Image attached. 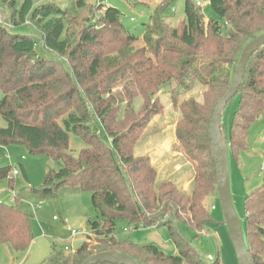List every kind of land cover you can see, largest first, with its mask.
I'll return each mask as SVG.
<instances>
[{"label":"trees","instance_id":"1","mask_svg":"<svg viewBox=\"0 0 264 264\" xmlns=\"http://www.w3.org/2000/svg\"><path fill=\"white\" fill-rule=\"evenodd\" d=\"M160 4L144 25L143 47L134 48L138 37L122 27L114 8L75 33L67 20L69 9L51 2L0 0L10 11L12 29L30 24L37 32L17 34L0 26V117L6 123L0 146L22 145L31 155L62 164L58 171H47L40 188L20 198L47 202L60 192H89L96 212L93 220L87 219L83 243L66 253L53 246L46 264H82L102 252L124 254L141 264H220L218 258L201 259L183 241L178 226L187 225L198 238L214 224L205 207L207 197L217 195L211 118L230 86L240 52L264 34V0H209L215 18L208 19L192 0H185V17L176 27L163 18L170 2ZM75 5L82 9L85 3L76 0ZM122 83L123 91L116 93ZM172 83L175 89L168 93L180 113L173 148L192 167L190 194L172 182L156 186L150 158L133 154L152 118L162 112L161 87ZM198 87L200 102L180 101L183 93ZM236 96L226 138L235 157L247 149L249 128L264 121V45L250 57ZM101 131L107 141L100 139ZM70 135L84 144L75 156ZM9 173L10 167L0 168V179ZM244 210L246 246L253 264H264V185L246 197ZM118 221L134 230L165 227L176 252L167 255L154 245L120 240ZM33 239L31 218L17 206L0 204V244L24 252Z\"/></svg>","mask_w":264,"mask_h":264},{"label":"rangeland","instance_id":"2","mask_svg":"<svg viewBox=\"0 0 264 264\" xmlns=\"http://www.w3.org/2000/svg\"><path fill=\"white\" fill-rule=\"evenodd\" d=\"M85 6L76 8V0H35V2L54 3L60 9H69L67 15L70 31L80 33L88 23H98L103 16L104 10L114 8L120 13V24L125 30L137 36V41L132 44L135 47H143L144 25L149 22L152 12L161 6L160 3L170 2L169 9L163 15L165 23L170 27H176L184 20L185 0H83ZM201 10L205 19L215 18L212 13L209 0H199ZM160 4L159 6H157ZM10 11L0 6V26L17 34L37 33L29 24L18 29H12L9 25ZM103 34L105 32H102ZM222 33L225 35L226 30ZM108 36V34H105ZM115 37V36H114ZM120 37H123L120 35ZM112 38V35H109ZM104 47H109L108 43ZM175 85L165 84L159 92V101L162 104V112L152 118L145 132L139 137L133 154L149 155L155 162L153 167L157 173L156 186L163 182H172L179 186L180 190L189 191L193 189V170L185 158L174 151L175 136L172 130L174 121L180 119L178 108H175L170 100L168 91ZM175 89V88H174ZM116 93L123 91V83L116 89ZM174 91V90H172ZM202 88L198 87L189 93H183L180 101L193 98L201 101ZM238 96L226 105L222 114L221 123L225 135L228 137L233 113L238 106ZM1 99V94H0ZM134 106L139 107L140 99H134ZM157 126L159 128L155 129ZM6 123L0 117V129L5 128ZM100 139L107 141L103 131L99 133ZM70 154L77 155L84 147L80 138L70 135ZM264 121L254 123L248 130L247 149L234 156L228 145L229 185L232 204L235 213L241 223L242 231L247 236L245 224L244 203L246 197L264 185ZM10 167L7 178L0 179V204L14 205L31 218V232L33 242L24 252H15L5 245L0 244V264H46L51 248L55 246L58 251H73L85 240L87 230V219L96 217L91 204L89 192L69 194L60 192L51 201L35 202L21 200L20 196L27 195L32 189H38L44 181L48 170L58 171L62 164L40 155H31L25 147L18 144L6 147L0 146V168ZM13 170L18 174L13 175ZM26 176L24 175V172ZM12 177V181H10ZM183 192V191H182ZM185 193V192H183ZM186 194V193H185ZM14 195L20 199L14 200ZM205 207H208L212 218L198 238L195 233L184 224H179L178 232L183 241L188 243L198 256L205 261L210 256L213 262L216 258L220 264H238L237 257L231 243L227 228L223 222V214L217 195L207 197ZM64 219L66 223H64ZM69 230L78 232L70 236ZM116 231L120 240L129 239L139 245H154L165 254H174L175 246L169 232L165 227H150L134 230L126 223L117 222ZM207 232V234H203ZM215 233V239L213 237ZM65 247L68 249L66 250Z\"/></svg>","mask_w":264,"mask_h":264},{"label":"water","instance_id":"3","mask_svg":"<svg viewBox=\"0 0 264 264\" xmlns=\"http://www.w3.org/2000/svg\"><path fill=\"white\" fill-rule=\"evenodd\" d=\"M264 45V34L248 42L240 52L234 68L233 79L227 91L214 107L210 124V141L216 164V189L223 214V222L227 228L238 264H253L252 257L245 243L241 223L235 213L229 185L228 146L226 143L222 114L228 102L238 92L246 65L257 49ZM82 264H141L133 258L114 252H102L87 258Z\"/></svg>","mask_w":264,"mask_h":264},{"label":"built area","instance_id":"4","mask_svg":"<svg viewBox=\"0 0 264 264\" xmlns=\"http://www.w3.org/2000/svg\"><path fill=\"white\" fill-rule=\"evenodd\" d=\"M192 1L195 3V6L196 7L201 8L202 5H201V3H200L199 0H192ZM262 168L264 169V161H263V164H262ZM16 174H17V171L16 170H13V175H16ZM64 223H66V220L65 219H64ZM69 234H70V236H74V235H77L78 232L73 231V230H69ZM203 234H207V232H205ZM213 237L215 239V233H214ZM65 249L67 250V247ZM206 260L207 261H212V258L210 256H208V257H206Z\"/></svg>","mask_w":264,"mask_h":264},{"label":"crops","instance_id":"5","mask_svg":"<svg viewBox=\"0 0 264 264\" xmlns=\"http://www.w3.org/2000/svg\"><path fill=\"white\" fill-rule=\"evenodd\" d=\"M179 120V119H178ZM178 120L177 121H174V123H173V125H172V130H173V133H174V136H175V126H176V124H177V122H178ZM148 127V126H147ZM157 128H159V126H157L155 129H157ZM147 130V129H146ZM174 142H175V140H174ZM135 155V154H134ZM136 156H148L149 158H150V161H151V163H152V165H153V163H155L152 159H151V157L147 154V155H145V154H140V155H136ZM154 166V165H153ZM169 182V181H168ZM183 192H185L186 194H187V192H189V191H186V190H182Z\"/></svg>","mask_w":264,"mask_h":264}]
</instances>
